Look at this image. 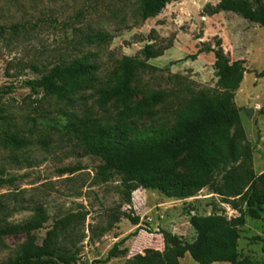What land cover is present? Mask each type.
<instances>
[{
  "label": "rangeland",
  "instance_id": "374dc122",
  "mask_svg": "<svg viewBox=\"0 0 264 264\" xmlns=\"http://www.w3.org/2000/svg\"><path fill=\"white\" fill-rule=\"evenodd\" d=\"M220 1L170 0L156 17L143 20L141 0H0V177L15 179L12 185L0 187L7 208L0 216L7 221L0 225L23 229L38 219V207L48 218L42 229L0 237V263L16 260L28 245L42 246L55 223L66 217L78 220L58 231L56 244L71 264H125L146 249L162 251L160 230L192 242L196 238L192 217L239 216L226 190L222 195L210 188L182 199L140 188L128 206L121 176L116 173L104 180L98 174L102 161L87 152L82 140L83 132L97 125L113 127L126 105L139 104L152 94H160L161 101L123 120L131 138L171 128L189 114L193 98L201 93H222L214 53L193 57L201 49L215 48L218 40L231 62L243 60L248 69L235 102L245 132L243 144L253 153L255 191L262 194L264 77L259 73L264 71V27L237 13L212 15L205 10ZM148 45L154 54L148 62L156 69L139 70L138 95L126 103L111 101L101 107L99 91L120 81L121 60L125 56L145 60L143 50ZM76 60L98 67L86 90L59 99L27 84L58 64ZM9 136L27 143L7 145ZM71 167L81 170L63 172ZM176 172L189 175L193 169L183 158ZM217 177L223 184V173ZM231 185L247 190L250 182L243 169ZM127 214L139 216L140 224L133 225ZM260 214L259 219L247 214L240 228L239 262L264 264V211ZM116 244L119 251L108 260ZM39 264L63 263L45 256ZM180 264L199 263L188 253Z\"/></svg>",
  "mask_w": 264,
  "mask_h": 264
},
{
  "label": "trees",
  "instance_id": "16d2710c",
  "mask_svg": "<svg viewBox=\"0 0 264 264\" xmlns=\"http://www.w3.org/2000/svg\"><path fill=\"white\" fill-rule=\"evenodd\" d=\"M169 2L170 0H141L142 19L156 17ZM205 10L212 15L221 12L237 13L243 19L264 27V0H221L216 6L208 5ZM205 51L215 55L214 67L218 84L224 90L222 93H201L193 98L189 114L181 117L171 128L156 131L151 136L131 138L123 120L129 113L138 114L145 107L161 101L160 94H152L139 104L126 105L113 127L97 125L92 131L83 132L82 140L88 147L87 152L102 161L98 166V174L104 180H109L116 173L121 176L124 202L128 206L133 204V193L140 188L158 190L166 197L176 199L192 197L201 190L210 188L214 193L222 195L227 192V196L233 198L230 205L239 212V216L231 219L222 215L192 217L190 222L196 232V238L192 242L185 241L171 231L160 230L157 233L163 236L162 251L146 249L125 264H180L187 253L199 264H251L238 261L240 228L246 224L247 214L255 219L261 217L260 212L264 211V191L262 194L255 191L253 153L248 144H243L245 132L241 125L240 109L235 102L236 91L248 69L243 60L231 62L222 48L221 40L217 41L215 48L201 49L193 57ZM143 54V61L128 56L121 60L120 81L109 89L99 91L98 103L101 107L111 101L126 103L138 95L139 89L135 82L139 70L156 69L148 62L154 57L150 45L145 47ZM97 70L98 67L94 64L76 60L70 64H58L45 71L38 80L28 81L27 84L34 91L41 88L48 95L65 99L86 90L90 77ZM259 76L264 77V71ZM26 143L27 141L15 136H9L6 141L7 145L15 147H22ZM183 158L188 160L193 169L189 175L176 172ZM240 169L249 178L250 185L246 191L245 188L237 190L231 185L232 178ZM80 170V167H71L63 172L74 174ZM221 172L223 184L217 180V174ZM14 182L15 179L0 177V187ZM1 198L0 216L7 210ZM35 210L38 219L28 223L23 229L11 224L0 225V237L21 230L42 229L48 218L42 207ZM126 216L133 225L140 224L139 216ZM77 220L66 217L57 221L42 246L28 245L22 256L0 264H39L45 256H55L63 264H71L72 259L57 246L56 237L59 230ZM5 221L6 216L0 218V223ZM118 251L119 244H116L110 250L108 260Z\"/></svg>",
  "mask_w": 264,
  "mask_h": 264
},
{
  "label": "water",
  "instance_id": "95a60500",
  "mask_svg": "<svg viewBox=\"0 0 264 264\" xmlns=\"http://www.w3.org/2000/svg\"><path fill=\"white\" fill-rule=\"evenodd\" d=\"M248 113H250V114H253V113H254V111H253V110H251V109H248Z\"/></svg>",
  "mask_w": 264,
  "mask_h": 264
},
{
  "label": "crops",
  "instance_id": "0c3cea01",
  "mask_svg": "<svg viewBox=\"0 0 264 264\" xmlns=\"http://www.w3.org/2000/svg\"><path fill=\"white\" fill-rule=\"evenodd\" d=\"M188 254V253H187Z\"/></svg>",
  "mask_w": 264,
  "mask_h": 264
}]
</instances>
